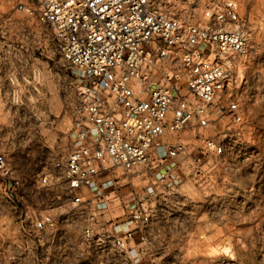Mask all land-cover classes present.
I'll use <instances>...</instances> for the list:
<instances>
[{
	"label": "clouds",
	"instance_id": "1",
	"mask_svg": "<svg viewBox=\"0 0 264 264\" xmlns=\"http://www.w3.org/2000/svg\"><path fill=\"white\" fill-rule=\"evenodd\" d=\"M205 2L148 0L144 11L164 3V12L181 13L185 19L195 23L201 19ZM0 3H3V7H0V100H7L10 104L21 103L14 100L19 79L27 80L32 76L37 63L46 62L53 80L62 89L59 104L63 115L76 116V106L80 99L79 84L72 75L73 66L63 56L62 32L44 24V7L48 0H35V3H29L28 0H0ZM17 4L22 14H18ZM37 4L42 6L37 7ZM224 4L228 9L227 15L232 19L229 31L242 39L244 46L241 48L238 45L239 51L233 53L232 62H225L222 68L230 86L224 89L227 95L215 107L218 109L227 105L226 112H231L233 108L239 112V106L243 103L251 105V110L246 113L242 128L234 120L222 123L223 117L212 120L206 126L212 129L210 138L213 143L220 146L223 141L224 155L228 161L222 171L216 173L220 177L219 182L212 187H207L208 181H204L205 186L198 185L200 200L193 201L181 190V185L175 181H165L167 199L162 203L163 211L158 214L141 211L140 201L135 196H128L125 199L127 214H122L120 221L128 222L130 229L135 228L131 234L139 241L135 245L120 242V233L112 226L117 221L113 219L111 204L108 209L90 210L79 201L72 202L75 197L68 194L71 191L70 185H61V190L40 196L43 202L63 206L65 216L60 222L59 233L55 229H25L23 224H13L8 219L0 220V264H264V14L257 12L258 9H264V0H224ZM123 8L127 12L128 0H124ZM34 18H40L43 25L42 37L29 30L28 21ZM204 23L207 24V20ZM220 23H224L222 18ZM40 66L43 67L44 63H40ZM119 67L117 78L129 85L139 84L143 88V91L134 90L133 98L148 94L151 89L150 80L139 81L136 75L138 69L128 64ZM180 67L183 68L182 63ZM161 70L167 71L163 67ZM125 73L128 74L126 81L123 80ZM178 75L180 83H183L187 73L178 72ZM188 83H191L190 79ZM55 95L47 88L43 92L33 89L26 93L22 103L29 109H42L51 117V103ZM200 108L194 105V111ZM62 119V115H57L55 119L47 120L48 128L58 132ZM21 120L32 124L30 116L21 117L17 113L13 115L14 123L0 126V145L3 146L0 151L4 148L8 152L19 149L24 156L17 169L18 187H22L36 164L47 163L52 167L59 163V150L62 148L57 143L54 155H49L45 150L46 137L41 135L39 124L22 142L18 140L15 134L20 131L17 125ZM229 128L236 131L228 132ZM164 131L165 135L169 134L167 129ZM124 160L122 155L117 158L110 155L107 157L103 167L108 170L106 179L109 182L122 183L125 171H136L135 168H128ZM180 174L183 175L182 172ZM158 194L141 195L151 201ZM7 195V191L0 185V217L5 215ZM33 195L37 194H30V199ZM129 200H136L135 205L129 204ZM204 204L228 210L220 222L224 227V235L231 237L232 251L214 259L188 258L185 250L180 249L178 237L169 231L168 218L172 213L182 214L186 205L198 207ZM8 214H12L10 210ZM147 215H152V221L146 218Z\"/></svg>",
	"mask_w": 264,
	"mask_h": 264
},
{
	"label": "built area",
	"instance_id": "2",
	"mask_svg": "<svg viewBox=\"0 0 264 264\" xmlns=\"http://www.w3.org/2000/svg\"><path fill=\"white\" fill-rule=\"evenodd\" d=\"M123 4L124 0H76L75 4L73 0H48L44 7V24L62 32L63 56L82 71L89 84L84 87L83 102L71 130V151L41 181L46 186L70 185L73 202L79 201L90 210L108 209L116 202L125 210V199L131 195L140 201L141 211L156 214L158 199L168 192L165 181L181 185L194 169L209 164L211 156H225L223 141L220 146L213 143L205 135L211 129L206 126L221 117L222 123L234 120L243 125L241 105L239 112L235 108L226 112L227 105L215 106L230 86L222 68L225 62H232L233 53L239 51L238 45L244 46V41L229 31L232 19L224 0H206L201 19L195 23L181 13L164 12V3L144 11L145 0H128L127 12ZM97 16L103 42L89 24ZM121 64L138 69L139 81H151L147 95L133 98L134 90L143 88L116 77ZM162 67L167 71L162 72ZM178 72L187 73L183 83ZM127 78L125 73L123 80ZM194 105L203 108L194 111ZM109 155H122L124 164L136 171H125L122 183L109 182L108 170L103 167ZM0 164V170H5L1 153ZM135 179L144 183L143 191L137 190ZM157 192L151 201L141 195ZM136 200H132L133 205ZM146 218L153 219L152 215ZM56 225L50 214L36 222L42 231ZM124 226L120 242L139 243L131 235L135 228L130 229L128 222Z\"/></svg>",
	"mask_w": 264,
	"mask_h": 264
},
{
	"label": "rangeland",
	"instance_id": "3",
	"mask_svg": "<svg viewBox=\"0 0 264 264\" xmlns=\"http://www.w3.org/2000/svg\"><path fill=\"white\" fill-rule=\"evenodd\" d=\"M29 3H34L33 0H28ZM0 7H3V3H0ZM20 5L17 4L18 14ZM258 14H264V9H258ZM29 30L34 31L39 36H43V25L38 21L37 18L28 21ZM39 61V57H37ZM40 63H44L41 67ZM72 75L79 84L78 100L76 106V116L66 115L64 116L61 111V106L59 101L62 98V89L55 83L52 77L51 71L47 68L46 62H39L33 68L32 76L27 80L24 78L19 79V83L16 87L14 93V100L21 103H9L7 100H0V126L14 123L13 115L19 114V116L24 117L26 115L31 117L32 124L29 125L26 120H21L18 123L20 129L19 133H16L17 139L21 142L29 136V133L33 132V129L37 124L40 125V133L45 140V150L49 155H54L56 151V144L60 143L62 148L59 150V161L64 160L71 151V130L74 125V121L79 115V108L83 102V92L84 87L89 84V81L84 77L82 71L77 68L72 67ZM33 81V82H29ZM50 89L52 93H55V99L51 103V110L53 116L49 117L47 112L42 109H29L22 102L24 101L27 92L38 89L41 92L44 89ZM34 99V97H31ZM258 99V97H257ZM241 108L246 115V113L251 110V105H245L241 103ZM57 115H62L63 119L59 123V131L52 132L47 125V120L55 119ZM230 121V120H229ZM241 128L243 127L240 126ZM236 131V129H231L229 132ZM212 129H209L205 135L211 136ZM225 139H228L226 137ZM15 143V142H14ZM0 148H3L0 145ZM7 152V154H5ZM4 155L6 160L5 170H0V185L4 187L8 195L5 197L4 217L2 219H8L12 221L13 224H23L25 229L35 227L36 222L44 215H52L56 221L57 225L53 228L56 230L57 234L61 229V221L64 219L65 213L63 211V206H53L49 203L40 200V196L46 192L61 190L60 186L62 184H56L53 186H46L41 181L42 176L46 172L55 171L56 164L49 167L47 163H38L34 166L31 174L27 176L26 180L23 182L22 187L17 186V180L19 179V174L17 169L24 159L23 154L19 149L12 150L8 152L7 148L0 151ZM212 160L209 164L199 166L190 173L187 178L181 184V190L186 193L193 201L200 200L199 186H205L204 181H208L207 187H212L219 182L220 177L216 175L218 171H222L223 166H225L228 161L225 156L220 158L216 156H211ZM47 160V157L45 158ZM7 181V183H5ZM137 185L138 191L144 190V183L134 180ZM33 195L30 199V194ZM70 194V193H68ZM210 195V193H208ZM71 195V194H70ZM72 196V195H71ZM63 199V197H59ZM167 199L164 195L157 201V213L163 211L162 203ZM33 200L36 202L33 203ZM73 202V201H72ZM74 203V202H73ZM129 204H133L132 200L128 201ZM8 210L11 211V215L8 214ZM111 212L113 219L117 221L114 223L116 231L123 235L125 223L120 221V216L122 214H127V205L125 204V210L119 206V203L111 204ZM228 210L226 209H216L211 205L204 204L198 207L185 206L182 214L172 213L167 222V227L170 232H172L176 237H178V243L180 249H184L186 252V257H207L208 259H214L221 256V254H228L232 251L231 249V237L224 235V227L220 222L222 216L227 215ZM104 215L103 212L100 213ZM155 223V222H154ZM67 226V225H65ZM53 229H47L44 231H52ZM179 250V249H178Z\"/></svg>",
	"mask_w": 264,
	"mask_h": 264
},
{
	"label": "snow or ice",
	"instance_id": "4",
	"mask_svg": "<svg viewBox=\"0 0 264 264\" xmlns=\"http://www.w3.org/2000/svg\"><path fill=\"white\" fill-rule=\"evenodd\" d=\"M73 3H76V0H73ZM145 7H147V0H145ZM89 11H91V6L89 5ZM137 23H139V21H137ZM90 25H94L93 27V34L96 36L97 39H99L101 42L104 41L105 37L99 35V31H100V27L101 24L99 23V17H95L92 21H89ZM88 26L85 25V28H87ZM112 27H115V25H113ZM105 32H107V29H105ZM126 58V57H125Z\"/></svg>",
	"mask_w": 264,
	"mask_h": 264
}]
</instances>
